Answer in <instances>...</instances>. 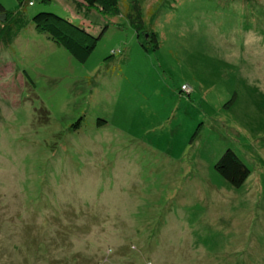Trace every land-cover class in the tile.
I'll return each instance as SVG.
<instances>
[{"label":"rangeland","instance_id":"obj_1","mask_svg":"<svg viewBox=\"0 0 264 264\" xmlns=\"http://www.w3.org/2000/svg\"><path fill=\"white\" fill-rule=\"evenodd\" d=\"M0 1L30 20L0 43V264H264V0H139L147 34L132 0ZM43 10L103 32L86 62Z\"/></svg>","mask_w":264,"mask_h":264},{"label":"trees","instance_id":"obj_2","mask_svg":"<svg viewBox=\"0 0 264 264\" xmlns=\"http://www.w3.org/2000/svg\"><path fill=\"white\" fill-rule=\"evenodd\" d=\"M22 6L27 3L33 5L32 0H19ZM103 1L108 8H116L118 6L119 0H81L86 6L94 8L99 6V2ZM131 12L128 14V18L131 24L134 26L136 31L140 33H145L150 30L145 29L144 21L141 16V4L139 0H132L131 2ZM107 8V7H106ZM106 8L102 9L105 14L108 12ZM32 22L36 27L48 32L53 39L61 43L70 54L79 62H86L91 54L97 47L99 39L102 37L103 32L99 34H93L83 25L76 24L61 15H58L52 11H39L32 17ZM30 23V20L21 12L10 11L6 6L0 1V43L5 46L13 44L15 39L19 36L21 31L25 29ZM61 23H67L70 27L69 30ZM74 33L78 34L77 37ZM150 36V35H149ZM154 40L157 37L154 34L150 36ZM147 48V47H146ZM186 85V84H183ZM182 91V90H181ZM183 92V91H182ZM103 119H98L99 125H104L102 123ZM78 123H82L81 120ZM197 132L194 134L196 136ZM193 137V138H194ZM216 171L231 185L235 187L242 186L250 175V168L247 163L238 155V153L231 147H228L219 160L215 164Z\"/></svg>","mask_w":264,"mask_h":264}]
</instances>
